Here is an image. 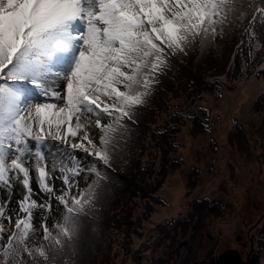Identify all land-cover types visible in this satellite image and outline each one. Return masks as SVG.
<instances>
[{
  "label": "snow or ice",
  "instance_id": "1",
  "mask_svg": "<svg viewBox=\"0 0 264 264\" xmlns=\"http://www.w3.org/2000/svg\"><path fill=\"white\" fill-rule=\"evenodd\" d=\"M237 32L231 62L264 79V0H0V264H83L142 109Z\"/></svg>",
  "mask_w": 264,
  "mask_h": 264
},
{
  "label": "rangeland",
  "instance_id": "2",
  "mask_svg": "<svg viewBox=\"0 0 264 264\" xmlns=\"http://www.w3.org/2000/svg\"><path fill=\"white\" fill-rule=\"evenodd\" d=\"M229 42L178 60L142 109L117 157L128 182H107L83 264H209L230 249L264 264V162L252 140L264 139V79L228 60ZM168 124L181 147L166 143ZM140 183L157 193L131 200Z\"/></svg>",
  "mask_w": 264,
  "mask_h": 264
},
{
  "label": "trees",
  "instance_id": "3",
  "mask_svg": "<svg viewBox=\"0 0 264 264\" xmlns=\"http://www.w3.org/2000/svg\"><path fill=\"white\" fill-rule=\"evenodd\" d=\"M234 38V37H233ZM233 38L230 40V42H229V44H228V46H227V48L224 50L225 51V53L224 54H226V53H228V60H230L231 59V57H232V54H233V50H234V47H236L237 46V44H238V42H235L234 40H233ZM233 48V49H232ZM227 50V51H226ZM229 50V51H228ZM223 51V52H224ZM220 62V61H219ZM231 62V61H230ZM229 62V63H230ZM215 64V63H214ZM168 125H171V124H168ZM172 127H169L168 126V130H167V132L168 131H170L171 132V134H172V139L170 138V139H166V143L167 144H170V143H175V141H176V139H175V136H174V134L176 133V128H175V126L174 125H171ZM176 149V148H175ZM172 152V149L169 147V149H167V151H166V155H167V157L169 156V154ZM166 166H164V168H165ZM113 176L116 178V180L120 183V184H125V183H127L128 182V178L124 175V174H122L120 171H118L117 169L115 170V172H114V174H113ZM126 181V182H125ZM135 184V183H134ZM140 185H141V187L140 186H138V188H137V190L135 191V194H136V198H131V200H134V199H147V196H148V194L150 195V196H153L154 194H156L157 192H156V190L155 191H150V190H148V185L147 184H142V183H140ZM161 187L159 186V189H160ZM142 190H147L148 192L146 193V195H144V192L142 191ZM140 192V193H139ZM140 194V195H139ZM124 208H126L125 206H124ZM126 209H128V208H126ZM125 209V210H126ZM260 259V258H259ZM259 263V262H258Z\"/></svg>",
  "mask_w": 264,
  "mask_h": 264
},
{
  "label": "water",
  "instance_id": "4",
  "mask_svg": "<svg viewBox=\"0 0 264 264\" xmlns=\"http://www.w3.org/2000/svg\"><path fill=\"white\" fill-rule=\"evenodd\" d=\"M263 217L261 218V221ZM260 221V222H261ZM251 252L254 251L253 244L251 245ZM258 255L248 256L246 260L242 255L235 249L226 250L219 255L216 259H211L209 264H258L259 262V253Z\"/></svg>",
  "mask_w": 264,
  "mask_h": 264
},
{
  "label": "bare ground",
  "instance_id": "5",
  "mask_svg": "<svg viewBox=\"0 0 264 264\" xmlns=\"http://www.w3.org/2000/svg\"><path fill=\"white\" fill-rule=\"evenodd\" d=\"M183 190L182 188L178 190V198L175 201V209L173 210V212H178L180 209L183 208V202L181 201V196H182Z\"/></svg>",
  "mask_w": 264,
  "mask_h": 264
}]
</instances>
